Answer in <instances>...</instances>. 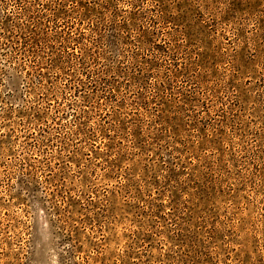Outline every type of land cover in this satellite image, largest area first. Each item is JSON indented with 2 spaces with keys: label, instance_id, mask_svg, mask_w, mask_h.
<instances>
[{
  "label": "rangeland",
  "instance_id": "1",
  "mask_svg": "<svg viewBox=\"0 0 264 264\" xmlns=\"http://www.w3.org/2000/svg\"><path fill=\"white\" fill-rule=\"evenodd\" d=\"M0 264H264V0H0Z\"/></svg>",
  "mask_w": 264,
  "mask_h": 264
}]
</instances>
